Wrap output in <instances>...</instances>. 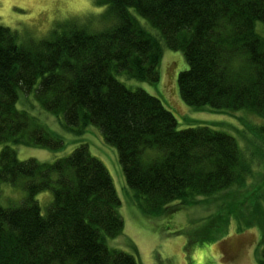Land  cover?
<instances>
[{
    "label": "trees",
    "instance_id": "trees-1",
    "mask_svg": "<svg viewBox=\"0 0 264 264\" xmlns=\"http://www.w3.org/2000/svg\"><path fill=\"white\" fill-rule=\"evenodd\" d=\"M98 4L105 7V27L95 33L71 22L49 38L22 42L0 27V184L26 193L20 205L0 206V264H139L106 244L123 232L121 202L108 170L86 144L52 163L17 159L8 144L65 147L59 135L17 109L18 91H34L40 107L61 119L66 131L82 135L97 127L116 149L125 183L146 214L174 213L179 208L167 211L173 202L204 203L244 187L250 173L248 157L232 136L207 126L178 130L158 98L128 89L116 76L159 80L161 42L140 25L134 10L159 31L168 49L182 52L187 69L177 84L186 105L221 113L246 110L264 120V38L257 32L264 30V0ZM247 128L264 148V124ZM44 191L53 199L42 215L35 197ZM253 214V224L262 229L263 212ZM230 216L253 225L249 215L221 207L205 220L200 242L222 238ZM257 264H264V243Z\"/></svg>",
    "mask_w": 264,
    "mask_h": 264
},
{
    "label": "rangeland",
    "instance_id": "rangeland-1",
    "mask_svg": "<svg viewBox=\"0 0 264 264\" xmlns=\"http://www.w3.org/2000/svg\"><path fill=\"white\" fill-rule=\"evenodd\" d=\"M98 2L99 0H0V27L15 32L22 42H37L49 38L57 27L71 22L81 28L86 27L89 33H95L105 27L104 22L100 23L105 7ZM130 12L142 27L161 42L159 80L155 84H149L128 79L125 74L117 75L116 79L130 90L140 89L158 98L175 117L178 130L207 126L232 136L241 152L248 157L250 173L244 187L220 193L204 203L181 206L173 202L168 205L167 211L179 208L174 213L146 214L139 206L141 200L135 198V192L125 183L116 149L104 141L99 129L89 126L82 135L66 131L60 124L61 119L40 107L34 91L29 94L18 91L17 109L27 112L51 132L59 135L65 147L60 151H51L8 145L15 151L19 161L33 159L39 163H52L71 154L78 145L86 144L90 154L108 170L121 202L119 214L124 222L123 232L117 238L106 239V244L110 249L132 255L139 264H257L264 243V222L262 229L253 224L256 219L253 213L260 214L262 211L264 218V148L255 139L256 134L247 127H259L264 124V120L246 110L221 113L209 107L196 109L186 105L180 98L177 84L179 73L187 69L182 52L168 49L157 29L151 27L134 10ZM257 32L264 38V30ZM2 147L0 145V150ZM25 197L26 193L21 187L0 184L1 207H16ZM52 199L50 191L36 195L35 200L42 215L46 214ZM221 207L235 210L236 215H249L246 220L253 225L247 227L242 221L230 216L222 238L200 242L205 220L215 216ZM182 229L186 231L177 232Z\"/></svg>",
    "mask_w": 264,
    "mask_h": 264
}]
</instances>
